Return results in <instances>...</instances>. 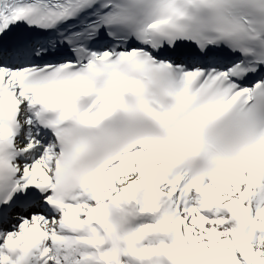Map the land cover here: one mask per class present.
Instances as JSON below:
<instances>
[{
  "label": "snow or ice",
  "instance_id": "snow-or-ice-1",
  "mask_svg": "<svg viewBox=\"0 0 264 264\" xmlns=\"http://www.w3.org/2000/svg\"><path fill=\"white\" fill-rule=\"evenodd\" d=\"M0 264H264V0H0Z\"/></svg>",
  "mask_w": 264,
  "mask_h": 264
}]
</instances>
